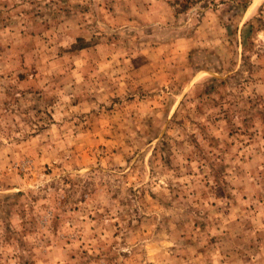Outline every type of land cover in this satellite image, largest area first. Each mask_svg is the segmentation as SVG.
Masks as SVG:
<instances>
[{
	"label": "rangeland",
	"instance_id": "obj_1",
	"mask_svg": "<svg viewBox=\"0 0 264 264\" xmlns=\"http://www.w3.org/2000/svg\"><path fill=\"white\" fill-rule=\"evenodd\" d=\"M0 264H264V0H0Z\"/></svg>",
	"mask_w": 264,
	"mask_h": 264
}]
</instances>
